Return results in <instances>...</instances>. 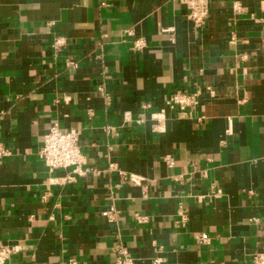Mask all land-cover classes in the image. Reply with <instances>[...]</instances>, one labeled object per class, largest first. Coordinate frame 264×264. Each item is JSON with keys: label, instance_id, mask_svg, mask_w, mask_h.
Masks as SVG:
<instances>
[{"label": "crops", "instance_id": "obj_1", "mask_svg": "<svg viewBox=\"0 0 264 264\" xmlns=\"http://www.w3.org/2000/svg\"><path fill=\"white\" fill-rule=\"evenodd\" d=\"M209 4L195 29L182 0H0V247L19 250L6 264L264 252V0ZM180 94L198 104L167 107ZM54 124L78 133L83 175L41 160Z\"/></svg>", "mask_w": 264, "mask_h": 264}, {"label": "built area", "instance_id": "obj_2", "mask_svg": "<svg viewBox=\"0 0 264 264\" xmlns=\"http://www.w3.org/2000/svg\"><path fill=\"white\" fill-rule=\"evenodd\" d=\"M188 9V19L193 23L195 29L202 28L210 12L209 0H182ZM234 10L241 12V6L239 3H234ZM129 35L133 36V32H128ZM65 45L64 39H57L53 48L59 51ZM146 46L144 40L140 39L135 42V48L137 50H142ZM198 104V99L196 95H186L180 94L169 98L166 102L167 107L171 110L179 108L185 110L191 106H196ZM149 108V106H146ZM131 113H126L129 118ZM163 114H154L153 119L159 120ZM228 133H232L231 129ZM79 135L76 130L62 131L58 124H54L50 129L48 134L44 138V145L40 150V158L45 163L50 171H56L61 169L74 168L79 175L84 173L80 171L81 166L84 163V155L79 147ZM1 151V149H0ZM5 152H0V156ZM6 154V153H5ZM166 163L169 168L174 167L173 158H166ZM113 166L111 165L110 168ZM131 181L135 184L140 185L142 178L131 174L128 176ZM74 178H68L65 181H73ZM221 191H217L216 195L219 196ZM107 215L113 220L115 218L114 210H110ZM137 221L139 223L147 222V218L137 216ZM19 252L17 247L11 246H1L0 247V264H6L7 261ZM158 263V261H157ZM69 264H78L75 260H70ZM117 264H137L136 258L133 257L130 252L125 248H119V256L117 257ZM252 264H264V252L256 254L252 259Z\"/></svg>", "mask_w": 264, "mask_h": 264}]
</instances>
